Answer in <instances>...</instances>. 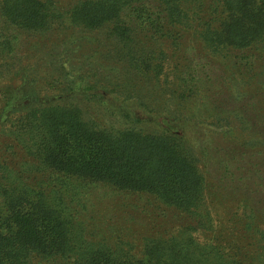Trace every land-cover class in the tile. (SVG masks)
Returning <instances> with one entry per match:
<instances>
[{
  "label": "rangeland",
  "instance_id": "rangeland-1",
  "mask_svg": "<svg viewBox=\"0 0 264 264\" xmlns=\"http://www.w3.org/2000/svg\"><path fill=\"white\" fill-rule=\"evenodd\" d=\"M2 1L0 124L6 127L0 145H12L8 128L17 115L50 103L77 105L87 117L110 125H129L131 119L123 114H130L145 131L184 136L205 178V202L215 219L211 235L227 248L248 250L249 263L264 259L257 234L264 228V40L244 49L207 48L201 31L208 21L219 23L220 0L184 1L195 19L189 25H167L165 34L154 28L148 34L149 23L141 20L162 16L158 1L126 8V24L137 27V41L146 46V55L155 56L140 76L132 71L123 43L112 35V25L88 30L71 25L65 16L46 31H33L7 20ZM75 1L57 0L58 9L65 13ZM158 51L166 58L160 82L151 71L161 62ZM181 78L197 88L184 101ZM135 91L146 94L152 108L144 109L136 96L127 99ZM85 201L86 213L94 216L91 227L112 241L131 242L137 254H142L145 237H169L195 223L154 196L109 185L88 189Z\"/></svg>",
  "mask_w": 264,
  "mask_h": 264
},
{
  "label": "trees",
  "instance_id": "trees-1",
  "mask_svg": "<svg viewBox=\"0 0 264 264\" xmlns=\"http://www.w3.org/2000/svg\"><path fill=\"white\" fill-rule=\"evenodd\" d=\"M151 1L159 2L162 16L141 18L149 23L148 34L152 28L165 34L167 25H189L195 19L186 0H76L65 13L57 0H3L2 14L33 31H46L65 16L71 25L88 30L112 25V35L128 51L132 71L141 76L155 56L146 55V46L134 35L137 27L126 24L122 13ZM215 20L219 23L208 21L201 31L209 49H244L264 40V0H220ZM161 52V62L151 69L158 82L166 60ZM181 82L179 97L184 101L197 88L191 80ZM135 96L144 109L152 108L146 94L136 92L127 99ZM123 117L131 123L110 125L87 117L77 105L50 103L28 107L10 121L12 145H0V264L262 262L249 263L248 250L227 248L211 235L215 219L205 202V178L186 138L169 130L148 132L138 127L140 120ZM4 127L0 124V131ZM100 184L154 196L195 223L169 237H145L142 254H137L131 242L112 241L91 227L94 216L86 213L85 195ZM257 234L264 247V228Z\"/></svg>",
  "mask_w": 264,
  "mask_h": 264
}]
</instances>
